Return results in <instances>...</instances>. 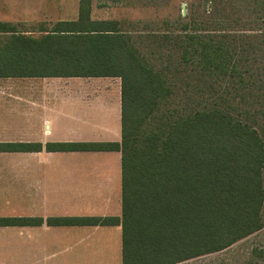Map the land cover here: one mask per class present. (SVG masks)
Returning <instances> with one entry per match:
<instances>
[{"label":"trees","instance_id":"1","mask_svg":"<svg viewBox=\"0 0 264 264\" xmlns=\"http://www.w3.org/2000/svg\"><path fill=\"white\" fill-rule=\"evenodd\" d=\"M92 0L78 17L56 24L60 61L24 65V38L0 21V77L109 76L120 78L118 142H47V151L116 150L121 160L120 216L47 217L48 225H120L122 264H175L218 252L263 226L264 124L257 130L220 108L197 110L147 130L171 94L166 78L145 63L116 20L91 18ZM203 68L226 67L221 42L185 33ZM48 37V36H47ZM47 40V39H46ZM195 41V42H194ZM28 43V42H26ZM190 49L183 51L185 62ZM84 57V58H83ZM66 62H71L72 65ZM38 143H0V151H33ZM40 217H0V225H39Z\"/></svg>","mask_w":264,"mask_h":264},{"label":"crops","instance_id":"2","mask_svg":"<svg viewBox=\"0 0 264 264\" xmlns=\"http://www.w3.org/2000/svg\"><path fill=\"white\" fill-rule=\"evenodd\" d=\"M57 2L63 0L54 1ZM77 17L78 11L69 18L59 12H41L0 21L16 26L14 34H22L23 64L40 68L60 61L56 54L47 51L48 45H55V36L62 34L56 24ZM14 19H22V24L15 23ZM11 34L0 33V40L6 41ZM119 101V77H0V115L8 119L0 122V143L41 145L33 151H0V217L44 220L39 225H0V264H122L120 225H48L45 222L47 217L120 216L119 151H47L45 147L47 142L59 141H48L54 133L51 127L54 120L47 117L48 112H56L60 107L62 111H57L58 114L74 120L71 109L75 104L76 113L82 109L79 106L91 108V114L101 109L106 118ZM86 109L84 114L88 117ZM82 122L88 125L89 120ZM115 130L112 127L103 132L115 134ZM63 140L118 142L120 138Z\"/></svg>","mask_w":264,"mask_h":264},{"label":"rangeland","instance_id":"3","mask_svg":"<svg viewBox=\"0 0 264 264\" xmlns=\"http://www.w3.org/2000/svg\"><path fill=\"white\" fill-rule=\"evenodd\" d=\"M54 1L0 0V20L12 21L41 12H59L69 18L78 11L79 0ZM91 11L94 19L119 22L121 29L130 34L142 60L160 72L171 87L169 98L155 112L147 130L210 108H220L257 130L262 128L264 0H92ZM13 21L22 24V19ZM196 32L211 36L206 40L223 43L226 48L223 70L214 73L202 67L199 53L192 50L196 43H191L185 35ZM187 47L188 56L193 58L185 62L182 55ZM79 108H82L79 113L74 112L77 105L71 109L74 120L58 114L57 111H62L60 107L47 113L54 120L51 124L54 133L48 141L62 142L68 137L75 141L120 138V101L112 106L106 118L101 109L91 114V108ZM83 120H89L88 125ZM3 121H8L6 115H0V122ZM112 127L115 134L103 132ZM261 218L264 223V202ZM181 264H264V226L226 249Z\"/></svg>","mask_w":264,"mask_h":264}]
</instances>
